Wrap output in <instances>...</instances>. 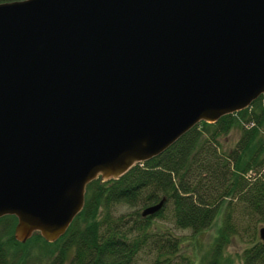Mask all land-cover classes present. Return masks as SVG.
Segmentation results:
<instances>
[{
	"label": "water",
	"instance_id": "water-1",
	"mask_svg": "<svg viewBox=\"0 0 264 264\" xmlns=\"http://www.w3.org/2000/svg\"><path fill=\"white\" fill-rule=\"evenodd\" d=\"M260 95L264 0L0 3V218L17 242L53 243L89 183Z\"/></svg>",
	"mask_w": 264,
	"mask_h": 264
},
{
	"label": "trees",
	"instance_id": "trees-1",
	"mask_svg": "<svg viewBox=\"0 0 264 264\" xmlns=\"http://www.w3.org/2000/svg\"><path fill=\"white\" fill-rule=\"evenodd\" d=\"M13 1L20 0L0 3ZM234 126H239V139L224 149L221 138ZM162 198L166 200L158 212L142 216ZM122 208L132 212L121 213ZM222 210L217 235L196 264H235L225 251L237 237L247 244L241 264H264L259 238L264 225L256 229L264 224V95L214 123L201 121L119 179L89 183L84 207L62 237L48 243L34 234L24 243L36 240L38 249L48 245L47 255H24L29 264H139L143 256L150 258L149 264H194L179 254L180 238L172 230L153 228V219L169 217L175 229L195 235L208 229ZM15 224L14 216L0 218V264L21 259L11 251Z\"/></svg>",
	"mask_w": 264,
	"mask_h": 264
},
{
	"label": "rangeland",
	"instance_id": "rangeland-1",
	"mask_svg": "<svg viewBox=\"0 0 264 264\" xmlns=\"http://www.w3.org/2000/svg\"><path fill=\"white\" fill-rule=\"evenodd\" d=\"M239 136H240L239 126H234L226 136H223L221 138V144L223 145V148L227 150L232 148L235 145V143L238 141ZM120 212L130 213L132 212V210H127L126 208H122ZM222 215H223V210L220 211V213L216 216L213 224L208 229L195 235L191 234L189 230L175 229L173 223L169 221V217L167 219L166 217L154 218L153 224H155V226L153 228L156 229L159 227L163 230H172L175 236L179 237L181 240L179 246L180 247L179 254L189 256L192 263L196 264L200 260L202 255L209 249L213 239L217 235L218 228L221 225ZM263 225H264L263 223H258L256 229L258 230V228ZM12 237H13V232H12ZM13 242L11 246L12 253L18 254V256L21 255V259L17 262V264H29V259L26 258L25 255L43 257L46 254L45 252H49L51 250V248L48 245L47 246L41 245L40 249H38L36 246L38 241L36 240L33 241L31 240L30 243L28 242L26 244L17 242L15 239L13 240ZM246 246L247 244L237 237L232 239V241L226 248L225 252L227 256L235 262V264H241L240 257ZM38 250H42V252ZM149 263H150V258L147 256H143L142 259L139 261V264H149Z\"/></svg>",
	"mask_w": 264,
	"mask_h": 264
},
{
	"label": "bare ground",
	"instance_id": "bare-ground-1",
	"mask_svg": "<svg viewBox=\"0 0 264 264\" xmlns=\"http://www.w3.org/2000/svg\"><path fill=\"white\" fill-rule=\"evenodd\" d=\"M262 98V97H261ZM248 110V109H247Z\"/></svg>",
	"mask_w": 264,
	"mask_h": 264
}]
</instances>
